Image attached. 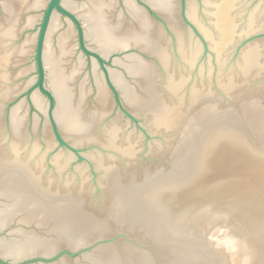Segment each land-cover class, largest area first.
Here are the masks:
<instances>
[{
	"label": "water",
	"instance_id": "95a60500",
	"mask_svg": "<svg viewBox=\"0 0 264 264\" xmlns=\"http://www.w3.org/2000/svg\"><path fill=\"white\" fill-rule=\"evenodd\" d=\"M0 264H264V0H0Z\"/></svg>",
	"mask_w": 264,
	"mask_h": 264
}]
</instances>
